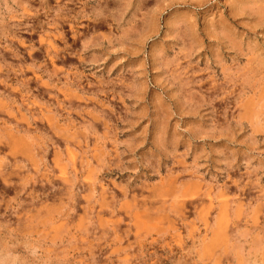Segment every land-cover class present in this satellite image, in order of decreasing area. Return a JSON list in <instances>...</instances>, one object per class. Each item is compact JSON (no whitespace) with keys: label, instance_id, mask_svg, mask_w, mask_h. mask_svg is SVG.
I'll return each instance as SVG.
<instances>
[{"label":"clouds","instance_id":"clouds-1","mask_svg":"<svg viewBox=\"0 0 264 264\" xmlns=\"http://www.w3.org/2000/svg\"><path fill=\"white\" fill-rule=\"evenodd\" d=\"M109 2L0 0V72L11 67L4 59L5 53H11L14 59H23L16 47L26 43L22 34L31 36L39 30L43 33L42 39L52 45L50 51L55 54L60 50L52 41L63 39L61 28L67 25L72 30L73 39L83 36L79 48L69 51L72 45L65 41L63 49L68 55L77 58L79 66L70 67L63 73L54 66L52 71L45 69L44 74L49 78L50 87L57 92L63 89L91 98L83 86V82L88 80V87L97 90L96 96L111 92L113 99L119 97L121 101H133L131 107L126 106L129 119L121 121L128 127L114 133L115 137L123 131H131L139 122L131 118L141 115L135 109L150 82L142 69L130 73V83L125 82L124 69L115 76L113 71L138 50H143L147 41L155 38V31L148 33V25L152 23L158 30L160 16L145 6V0H111L112 7H109ZM208 2L215 3L216 0ZM185 3L190 5L195 14L203 6L204 0H157V4L164 8L179 7ZM226 3L230 5L229 16L233 23L214 17L206 18L201 30L204 37L217 40L227 34L244 55L258 56L264 67V0H226ZM84 21L91 22L86 36L79 31L85 27ZM99 25H103V28ZM45 26L47 31H44ZM165 27L167 30L163 39L172 42L170 50L175 52L179 47L180 51L168 59L164 50H158L152 70L161 74L157 80L165 88L172 89L179 85V90L170 97L180 109L173 138L168 140L167 133H163L154 146L145 149L142 154L145 157L143 163L137 156L138 149L144 146L143 140H116L113 149L116 155L102 161L104 167L109 171L117 169L121 173L133 174L144 168L150 170L145 176L146 180L148 175L159 176L163 168L170 178H190L181 181V185L195 181L205 185L207 192L215 190L216 199L222 195L226 197L235 186L237 192L231 197L234 203L248 189L259 193V197L250 199L258 198L264 204V112L256 114L246 108L247 102L256 95V90H238L235 73H231L224 61L219 60V53L215 50L211 58H201L205 67L200 66L199 60L193 63L203 50V45L196 42L200 33L195 21L183 23L170 18L165 22ZM29 48L31 55L36 49L34 45H29ZM113 57L116 59L109 65L108 61ZM232 59L230 56L229 60ZM185 62L187 66L181 69L180 65ZM218 72L220 75H217ZM89 77H94L96 83H92ZM61 78L63 84L60 83ZM204 84H209V87L204 89ZM0 85L10 87L8 78L0 77ZM118 88L120 91H117ZM198 88L200 91H197ZM261 89H264V77L261 78ZM4 96L5 92L0 90V97ZM217 103L221 105L219 109L215 107ZM169 112V119L177 116L171 108ZM185 117H193L195 120L181 127L179 121ZM205 117L212 121L209 126L203 124ZM218 118L224 123L220 124ZM0 125L8 128L13 126L3 117H0ZM45 131L47 143L41 148L42 155L35 160L10 162L6 156L0 157V180L7 187L15 189V195L11 198L0 192V264H96L95 255H84L85 252L91 253L90 247L79 244L75 236L66 230L58 232L50 218L57 208V220L59 217H74L76 198L88 199L89 195H96L94 186L91 193L83 189V180L78 178L69 154L70 150L75 152L78 146L86 145L87 139L77 141L75 145L65 142L61 147L57 142L58 134L51 130ZM221 140L225 143L220 147L206 143ZM182 141L184 151L180 152L178 149ZM3 143L4 140L0 139V144ZM78 154L83 159L89 153L81 147ZM190 156L193 157L191 164L188 163ZM57 168L64 173L60 185L54 182L61 179ZM232 173H238V176L233 178ZM13 177L18 179L13 180ZM144 186L147 187V184ZM180 199L182 197H173V204ZM168 207L175 215L172 204ZM252 233L253 242L248 244V252L243 255L247 258L259 253V264H264V226H253ZM84 235L91 233L85 229ZM226 264H232V261ZM242 264H249V261L244 259ZM251 264H257L256 260L252 259Z\"/></svg>","mask_w":264,"mask_h":264},{"label":"rangeland","instance_id":"rangeland-1","mask_svg":"<svg viewBox=\"0 0 264 264\" xmlns=\"http://www.w3.org/2000/svg\"><path fill=\"white\" fill-rule=\"evenodd\" d=\"M50 2L54 3V0ZM112 6L110 0L109 7ZM145 6L160 16L158 30L152 23L148 25V33L155 31L156 36L144 44L143 50H138L113 71L115 76L124 69L126 83L131 82L132 71L142 69L147 73L150 83L142 92V99L135 109L141 115L131 118L139 121L136 126L131 131H123L113 137L118 130L128 127L121 121L129 119L126 106L131 107L133 101H121L119 97L113 99L111 92L96 96L97 90L88 87V80L83 82V86L91 98L63 89L57 92L51 88L49 78L44 74L45 69L52 71L55 66V69L63 73L70 67L79 66L77 58L68 55L63 49L65 41L72 45L69 51L79 48L83 36L73 39L72 30L67 25H62L63 39L52 41L60 51L53 54L50 51L52 45L42 39L43 33L38 30L31 36L22 34L26 43L16 47L23 59H14L11 53H5L4 56L11 67L0 72V77H7L10 87L0 85V90L5 92V96L0 97V117L13 126L8 128L0 125V139L4 140L0 144V157L6 156L10 162L35 160L42 155L41 148L47 143L45 130L58 134L57 142L61 147L65 142L75 145L77 141L87 139L86 145L78 146L75 152L70 150L69 154L78 178L83 180V189L91 193L94 186L96 195H89L88 199L77 197L74 217H59L57 220V208L50 218L56 224L58 232L66 230L75 236L79 244L89 246L91 253L85 252L84 255H95L96 264H226L229 260L232 264H242L244 259L249 264L255 259L259 264V253L247 258L243 255L248 252V244L253 242L252 227L264 226V204L258 198L250 199L259 197V193L246 189L244 195L234 203L231 197L237 192L235 186L226 197L222 195L216 199L215 190L207 192L205 185L195 181L181 185V181L190 178H170L163 168L159 176L148 175L146 180L145 176L150 170L141 168L136 174L121 173L117 169L109 171L102 163L116 155L113 151L116 140H143L144 146L137 151V156L143 163L145 157L142 154L145 149L154 146L163 133H167L168 140L173 138L180 109L170 97L179 90V85L172 89L165 88L157 80V76L161 74L152 70L153 59L158 50H164L168 59L180 51L179 47L175 52L170 50L172 42L163 39L167 30L165 22L170 18L183 23L195 21L200 33L196 42L203 45V50L193 63L199 60L200 66L205 67L201 58H211L213 50L218 52L219 60L224 61L231 73H235L237 89L256 90V95L246 104L248 111L256 114L264 112V89H261L264 67L261 66L259 57L254 54L244 55L227 34L217 40H210L201 31L205 19L209 17L233 23L229 16L230 5L226 0H216L215 3L204 0L203 6L195 14L188 3L164 8L157 4V0H145ZM90 23L84 21L85 27L79 29L85 36L89 33ZM99 27L103 28V25ZM47 30L45 26L44 31ZM29 45H34L36 49L31 55ZM230 56L232 60H229ZM115 59L113 57L108 64H112ZM186 66V62L180 65L181 69ZM89 80L96 83L94 77H89ZM60 83H64L62 78ZM209 84H204L203 88L207 89ZM215 107L219 109L221 105L217 103ZM169 108L177 113L176 117L169 119ZM194 120L193 117H185L179 123L181 127H185ZM211 122L209 117H205L203 124L209 126ZM218 122L224 123L219 118ZM206 143L220 147L225 142L221 140ZM81 147L86 148L89 153L83 159L78 154ZM178 150L184 151L183 141ZM124 159L127 160L128 157ZM49 160L51 161V154ZM192 160L193 157L190 156L188 163L191 164ZM56 171L61 179L54 182L60 185L64 173L60 168ZM232 175L236 178L238 173ZM17 179L13 177V180ZM204 179L207 180L208 177ZM0 192L8 198L15 195V189L7 187L2 180ZM173 197L182 199L173 204ZM169 204L175 209V215L170 211ZM85 229L91 235L85 236Z\"/></svg>","mask_w":264,"mask_h":264}]
</instances>
